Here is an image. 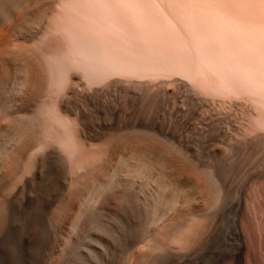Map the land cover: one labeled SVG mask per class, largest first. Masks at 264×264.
I'll use <instances>...</instances> for the list:
<instances>
[{
	"label": "rangeland",
	"instance_id": "1",
	"mask_svg": "<svg viewBox=\"0 0 264 264\" xmlns=\"http://www.w3.org/2000/svg\"><path fill=\"white\" fill-rule=\"evenodd\" d=\"M43 3L0 0V37L23 46L0 70V264H264V141L246 106L33 92L22 56L46 36ZM57 97L103 155L68 153Z\"/></svg>",
	"mask_w": 264,
	"mask_h": 264
},
{
	"label": "bare ground",
	"instance_id": "2",
	"mask_svg": "<svg viewBox=\"0 0 264 264\" xmlns=\"http://www.w3.org/2000/svg\"><path fill=\"white\" fill-rule=\"evenodd\" d=\"M43 1L46 36L22 56L33 92L48 82L59 94L76 84L86 98L177 91L209 111L245 105L250 140L264 141V0ZM22 48L1 36L0 70ZM46 111L75 160L103 155L88 152L58 97Z\"/></svg>",
	"mask_w": 264,
	"mask_h": 264
}]
</instances>
